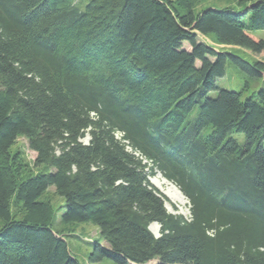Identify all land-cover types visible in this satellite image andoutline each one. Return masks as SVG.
<instances>
[{
  "label": "trees",
  "instance_id": "1",
  "mask_svg": "<svg viewBox=\"0 0 264 264\" xmlns=\"http://www.w3.org/2000/svg\"><path fill=\"white\" fill-rule=\"evenodd\" d=\"M195 3L0 0V264H80L66 237L82 223L97 227L90 262L264 264V84L208 96L228 61L263 83L264 61L202 39L264 53V0ZM20 137L29 167L10 152Z\"/></svg>",
  "mask_w": 264,
  "mask_h": 264
},
{
  "label": "rangeland",
  "instance_id": "2",
  "mask_svg": "<svg viewBox=\"0 0 264 264\" xmlns=\"http://www.w3.org/2000/svg\"><path fill=\"white\" fill-rule=\"evenodd\" d=\"M252 1L254 0H196V6L194 9L195 11H198L206 7L222 8L229 6L234 8V10L244 11ZM248 15L249 12H247L243 16V19L245 21L247 20ZM252 35L256 38L262 37V39H264V30L254 31ZM202 39L210 46H213L216 50L229 52L233 51L248 61H264V53L256 54L247 51L243 48H237L233 45L219 44L214 42L211 38L202 37ZM185 47H187V45ZM215 84L216 88L214 90L212 89V91L208 93V96L212 98L217 95L220 89L240 91L242 93V96L245 97L252 91L256 90L258 87L263 86L264 83L262 78L249 76L247 73L243 72L236 65H234L232 62L228 61L225 67V74L221 77H218L215 81ZM233 136L239 142H242L244 139V135L242 133H235L233 134ZM88 138V135H85L83 138H81V141L86 143L88 141ZM16 151L19 153V159L22 161V163L26 164L25 167H29L27 165H30L31 161L35 156V153L27 148L26 141L24 138H17L15 144L12 145L10 150L11 154H15ZM164 179L167 180L159 172H156L154 175L149 177V181L152 186H154L166 198L165 207L167 211L171 213L181 214L182 216L188 218V215H190L188 200L184 197L181 191L178 190V187L174 183L167 180L168 183L174 186V188H172L167 182L164 181ZM176 190L183 195V197L185 198V202L177 199ZM173 192L175 193V196L172 195ZM44 196L50 199L53 205L52 208H54L56 212V221L59 220V215L64 210V208H60V205L63 203V199L55 193V189L52 186L47 189ZM76 228V232L79 236H81V239L73 238L70 236H67L66 238L69 243L68 246L71 248L74 255L78 258L80 264H117L107 258H104L98 262H90L87 259V255L91 251L92 245L88 244V240L89 238L94 239L96 237L97 227L91 223H82L78 224ZM149 229L155 236H158L160 233V231L158 230L159 225L157 223L150 224ZM152 263L155 262L153 261Z\"/></svg>",
  "mask_w": 264,
  "mask_h": 264
},
{
  "label": "bare ground",
  "instance_id": "3",
  "mask_svg": "<svg viewBox=\"0 0 264 264\" xmlns=\"http://www.w3.org/2000/svg\"><path fill=\"white\" fill-rule=\"evenodd\" d=\"M158 177H159V176H158ZM164 181L168 183L167 180L164 179ZM155 183H157V182H155ZM168 184H169L172 188H174V186H173L172 184H170V183H168ZM173 193H174V192H173ZM173 193H172V195L175 196V193H174V194H173ZM168 194H169V193H168ZM176 194H177V199H178V200H181V201L185 202V198L183 197V195H182L179 191L176 190ZM170 196H171V195H170ZM170 196H169V197H170ZM171 198H172V197H171ZM173 199H174V198H173ZM175 199H176V197H175ZM174 201H175V200H174ZM180 204H181V203H180Z\"/></svg>",
  "mask_w": 264,
  "mask_h": 264
}]
</instances>
